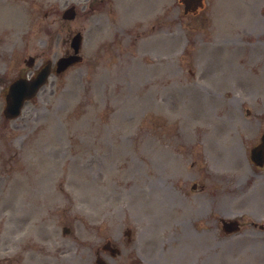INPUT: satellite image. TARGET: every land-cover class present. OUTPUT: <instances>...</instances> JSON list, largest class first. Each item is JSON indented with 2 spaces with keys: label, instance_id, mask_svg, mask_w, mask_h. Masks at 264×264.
Returning <instances> with one entry per match:
<instances>
[{
  "label": "rangeland",
  "instance_id": "obj_1",
  "mask_svg": "<svg viewBox=\"0 0 264 264\" xmlns=\"http://www.w3.org/2000/svg\"><path fill=\"white\" fill-rule=\"evenodd\" d=\"M102 1L0 0V249L24 216L31 248L71 240L77 264L106 242L121 250L110 264H185V250L192 264H263L264 168L249 154L264 132V0H203L196 15L155 0V20ZM77 32L82 62L5 119L21 59L55 62ZM192 182L202 192L186 198ZM220 218L241 229L223 234Z\"/></svg>",
  "mask_w": 264,
  "mask_h": 264
},
{
  "label": "flooded vegetation",
  "instance_id": "obj_2",
  "mask_svg": "<svg viewBox=\"0 0 264 264\" xmlns=\"http://www.w3.org/2000/svg\"><path fill=\"white\" fill-rule=\"evenodd\" d=\"M126 2L124 3V12L126 14H138V12H141V15H147L151 16L155 20V0H123ZM138 10V11H137ZM118 29L117 31L120 34L124 33L123 28L116 27ZM155 42V26L153 28L152 34L148 35L145 39V44H152ZM23 59V58H22ZM42 65V64H41ZM16 68V65L12 66V69L14 70ZM41 68V67H39ZM38 68V69H39ZM35 71H28L27 76H33L37 70ZM25 70V67H20L17 71L16 78L17 77H23V72ZM162 190L166 189V187H161ZM160 187H156V194L159 197L160 195H163ZM197 192V191H195ZM199 192V191H198ZM4 211L2 208H0V221L2 220L1 213ZM24 212V209L22 213ZM20 217V216H19ZM21 219H23L22 226L19 227L21 224ZM12 220V221H11ZM11 220H7L6 222L9 224H12V236L8 239H5L2 242L3 248L0 249V251H4L7 254L0 257V264H63L64 262L67 264H77L78 261L76 259V247L73 246L71 240L66 242L65 244H62L61 249H57L56 247L52 249H41L38 248H31V238L30 235L25 233L26 229H28V226H26L25 217H20L17 219H14L11 217ZM14 223V224H13ZM24 233L21 235V233ZM20 234V235H18ZM11 235V232H10ZM200 235V234H197ZM74 240V239H72ZM70 242V243H69ZM12 246L14 249H10L9 247ZM100 252L96 251L94 253L95 260L97 258H100L101 255H105V258H109V262H113V260L109 257L107 252H104L103 249H100ZM18 257L17 262L15 263V260L13 257ZM184 256V255H183ZM156 259V258H155ZM95 264V261H94ZM133 264V263H131ZM186 264V263H185Z\"/></svg>",
  "mask_w": 264,
  "mask_h": 264
},
{
  "label": "water",
  "instance_id": "obj_3",
  "mask_svg": "<svg viewBox=\"0 0 264 264\" xmlns=\"http://www.w3.org/2000/svg\"><path fill=\"white\" fill-rule=\"evenodd\" d=\"M185 4L186 11H194L198 6H201V0H181ZM73 17V9H69L64 13V18H72ZM80 38L76 36L72 41V46L74 48L75 54L79 50ZM80 58L77 56H69L67 58L60 59L57 63V72H61L65 69L69 64L79 61ZM33 59L30 58L28 65H31ZM49 74V65L42 69V71L31 81H27L24 79H19L14 82L9 88V92L7 94V107L5 109V116L8 118L16 117L20 114L22 105L25 100L30 99L36 93L37 89L46 81V78ZM262 152L256 150L252 154V158L256 163L260 165L264 161V136L262 137ZM254 155V156H253ZM261 161V163L259 162Z\"/></svg>",
  "mask_w": 264,
  "mask_h": 264
},
{
  "label": "bare ground",
  "instance_id": "obj_4",
  "mask_svg": "<svg viewBox=\"0 0 264 264\" xmlns=\"http://www.w3.org/2000/svg\"><path fill=\"white\" fill-rule=\"evenodd\" d=\"M258 257H264V252H258L257 253ZM174 259H177V260H182V261H188L189 258L185 257V256H179ZM260 263H263L264 264V258H261L260 259Z\"/></svg>",
  "mask_w": 264,
  "mask_h": 264
}]
</instances>
